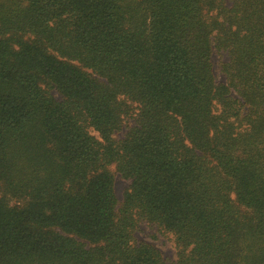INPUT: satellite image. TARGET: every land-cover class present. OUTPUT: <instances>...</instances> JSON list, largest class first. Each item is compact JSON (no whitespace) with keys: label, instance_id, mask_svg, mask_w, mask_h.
Here are the masks:
<instances>
[{"label":"trees","instance_id":"trees-1","mask_svg":"<svg viewBox=\"0 0 264 264\" xmlns=\"http://www.w3.org/2000/svg\"><path fill=\"white\" fill-rule=\"evenodd\" d=\"M0 264H264V0H0Z\"/></svg>","mask_w":264,"mask_h":264},{"label":"rangeland","instance_id":"rangeland-1","mask_svg":"<svg viewBox=\"0 0 264 264\" xmlns=\"http://www.w3.org/2000/svg\"><path fill=\"white\" fill-rule=\"evenodd\" d=\"M220 56L216 53L212 55V62H213V71L216 79L218 81H223V75L220 73L219 70V60ZM55 96H58L57 93L53 92ZM123 134V130L117 132L115 134L116 138H120ZM110 172L113 175V190L117 200V203L120 201L122 192L127 186V181L121 178L114 170L113 165L109 167ZM135 236L137 239L148 242L156 247L159 252L169 258L175 259V248L173 240L169 235H163L159 233L153 224H149L145 221L139 223V228L135 231Z\"/></svg>","mask_w":264,"mask_h":264}]
</instances>
